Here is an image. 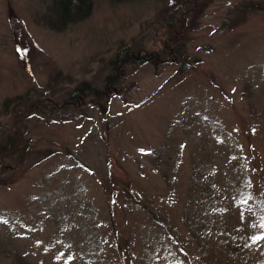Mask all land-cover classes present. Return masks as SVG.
Wrapping results in <instances>:
<instances>
[{"label":"rangeland","instance_id":"rangeland-1","mask_svg":"<svg viewBox=\"0 0 264 264\" xmlns=\"http://www.w3.org/2000/svg\"><path fill=\"white\" fill-rule=\"evenodd\" d=\"M174 1L0 0V264H264V0Z\"/></svg>","mask_w":264,"mask_h":264},{"label":"trees","instance_id":"trees-1","mask_svg":"<svg viewBox=\"0 0 264 264\" xmlns=\"http://www.w3.org/2000/svg\"><path fill=\"white\" fill-rule=\"evenodd\" d=\"M174 3L177 4V7H175V8H177V13H179L180 9H183V8L187 9L188 8V7H183V6H187L189 4V1H187V0H175ZM91 7H92V0H51L50 9H48L46 11V15H45L46 19H44V20L48 24H51V25L55 26L56 28H62L68 22L78 21V20H81V19L85 18L86 16H88V14L91 11ZM171 16H172V20H173L174 17H173L172 13H171ZM176 32H177L176 30L170 31V33H169L170 37L173 39H177L178 33H176ZM122 53H123V56L127 55V54L129 55V52L127 50H124ZM131 58H132V56H131ZM114 59H116V60H114ZM121 62H122L121 56H117V57H114L113 59H111V65H113V67H117ZM87 90L89 91V89H87ZM79 93H80L79 90L78 91L75 90V92L73 93V95L71 97L76 99V96L79 95ZM12 99L13 98H11V97L4 98V100L2 101V105L6 106L10 102V100H12ZM50 102H51V100H50ZM51 104L53 105V102H51ZM10 136L11 135H8V138L6 141H0V156L4 155L6 148L9 147V145L11 143V139H12ZM192 189H195V185L192 186ZM203 190H205V192H207V193L210 192L207 187H203ZM141 204H145V203H141ZM142 206H144L145 209H147V210L150 209L149 207H147L145 205H142ZM189 216H191V215L188 214L187 217H184V219H185L184 221L187 222L188 231L190 232V235H192V236L197 235L199 237L200 233L198 234L196 226L201 227L200 221L203 218H199L198 216H193L191 218ZM207 228H209V227H207ZM237 235H238V231L236 232V236ZM241 237H242V240L236 239V241L231 244V246L234 248L233 250H235V248L242 246L243 242L246 241V238L244 236H241ZM200 245L201 244H199L198 247ZM212 264H215V261L212 262ZM219 264H222V263H219Z\"/></svg>","mask_w":264,"mask_h":264},{"label":"snow or ice","instance_id":"snow-or-ice-1","mask_svg":"<svg viewBox=\"0 0 264 264\" xmlns=\"http://www.w3.org/2000/svg\"><path fill=\"white\" fill-rule=\"evenodd\" d=\"M141 151H143V150H141ZM262 238H264V237H261V236L253 237L254 240H259V239H262Z\"/></svg>","mask_w":264,"mask_h":264}]
</instances>
